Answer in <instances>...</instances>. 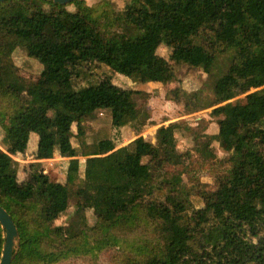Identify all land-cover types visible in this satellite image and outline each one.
I'll use <instances>...</instances> for the list:
<instances>
[{"label": "trees", "instance_id": "trees-1", "mask_svg": "<svg viewBox=\"0 0 264 264\" xmlns=\"http://www.w3.org/2000/svg\"><path fill=\"white\" fill-rule=\"evenodd\" d=\"M21 47L44 63L37 83L18 72ZM231 51L211 102V140L227 157L210 145L196 156L169 150L163 130L157 142L124 145L127 123L145 130L146 107L133 88L117 83L119 75L179 83L167 97L191 115L201 110L200 85L180 80L178 68L210 75ZM245 95V103L235 102ZM98 111L111 112L110 128L85 125ZM34 139L39 156L53 151L69 159L65 195L49 196L54 179L41 162L31 165L24 190L5 180ZM0 146V206L21 237L13 264L99 261L119 242L126 249L113 255L115 264H264V0L0 4ZM76 154L87 157L84 170ZM169 165L213 173L217 185L203 184L197 199L178 192L180 176ZM72 203V216L54 224ZM3 244L0 224V262Z\"/></svg>", "mask_w": 264, "mask_h": 264}, {"label": "rangeland", "instance_id": "rangeland-1", "mask_svg": "<svg viewBox=\"0 0 264 264\" xmlns=\"http://www.w3.org/2000/svg\"><path fill=\"white\" fill-rule=\"evenodd\" d=\"M83 4L93 5L100 0H80ZM160 53L164 57H168L169 51L166 46H162ZM234 51L228 55L220 57L215 64L212 73L205 75L201 69H189L188 67L178 68L179 79L192 85L198 83L200 85V103L201 110L195 114L186 115L183 109L167 97L168 91L179 83L169 86H162L154 84L145 78H130L125 75H119L117 83L131 87L135 90L138 104L146 107V113L143 114L140 121L145 130L138 133L131 124L127 123L122 130L124 137V145L131 142L145 144L147 142H157L159 137V130H163L167 137V144L169 150H175L178 153H191L198 155L199 150H206L208 145L212 146L214 152L219 157L225 158L230 152L223 147L219 142L211 140L214 134V118L211 113L214 110L211 102L215 95V88L217 82L229 71ZM15 65L19 74L32 83H37L41 77V72L44 69L43 61L28 56L25 48H19L14 55ZM101 72L111 74L112 69L108 66H103ZM246 95L235 99L236 103H245ZM174 124H185L186 127H173ZM91 129L99 130L102 127L110 128L112 125V115L110 111H98L95 115L89 118L86 123ZM183 125V126H185ZM182 126V125H181ZM37 139L32 141L30 151L25 158L14 157L12 166L5 180L10 186L17 190H24L27 182L31 179L32 169L31 165L41 162L44 165L43 172L49 174L54 183L48 185L47 191L49 196L57 194L65 195L66 188V168L69 162L68 158H59L55 156L53 151H46L43 155L37 154ZM5 151V148L0 146V152ZM77 152H79L77 150ZM81 160L82 168L84 170L86 156L76 154ZM83 170L82 174H83ZM167 171L171 174L180 176L176 180V188L178 192L188 191L192 197L197 199L195 192L202 188L203 184L209 186H216L217 181L213 173H205L202 175L187 173L180 165L168 166ZM80 183H83V175ZM199 206H204L203 201L197 202ZM74 212L73 203L66 215L53 217L54 224L62 225L72 216ZM115 249L108 255L103 256L99 261H91L90 259H74L65 264H115L113 255L120 254L125 251L126 246L119 242L114 247Z\"/></svg>", "mask_w": 264, "mask_h": 264}, {"label": "water", "instance_id": "water-1", "mask_svg": "<svg viewBox=\"0 0 264 264\" xmlns=\"http://www.w3.org/2000/svg\"><path fill=\"white\" fill-rule=\"evenodd\" d=\"M8 0H0V4ZM60 5H68L78 0H41ZM0 224L4 230L3 255L0 264H13L21 247L19 230L8 211L0 206Z\"/></svg>", "mask_w": 264, "mask_h": 264}]
</instances>
